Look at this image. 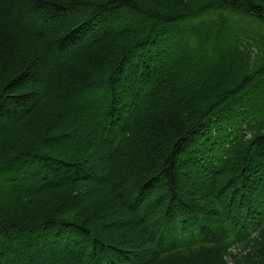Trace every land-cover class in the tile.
<instances>
[{
	"label": "trees",
	"instance_id": "16d2710c",
	"mask_svg": "<svg viewBox=\"0 0 264 264\" xmlns=\"http://www.w3.org/2000/svg\"><path fill=\"white\" fill-rule=\"evenodd\" d=\"M0 264H264V0H0Z\"/></svg>",
	"mask_w": 264,
	"mask_h": 264
},
{
	"label": "rangeland",
	"instance_id": "374dc122",
	"mask_svg": "<svg viewBox=\"0 0 264 264\" xmlns=\"http://www.w3.org/2000/svg\"><path fill=\"white\" fill-rule=\"evenodd\" d=\"M177 173H179L180 176H179V175H178V176L181 177L180 180L183 181L182 193H183V195H187V194H186V190H187V186L189 185V182H188L187 180H185L186 177H185L181 172H177ZM182 178H183V179H182ZM190 185H191V183H190ZM190 187H191V186H190ZM175 199H176V198H174V199L172 200L173 202H172V201L170 202V205H172V206L174 205V203H175ZM176 200H177V199H176Z\"/></svg>",
	"mask_w": 264,
	"mask_h": 264
}]
</instances>
